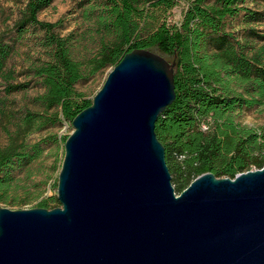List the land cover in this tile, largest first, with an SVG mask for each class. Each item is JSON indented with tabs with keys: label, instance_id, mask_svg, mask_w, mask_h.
Instances as JSON below:
<instances>
[{
	"label": "water",
	"instance_id": "water-1",
	"mask_svg": "<svg viewBox=\"0 0 264 264\" xmlns=\"http://www.w3.org/2000/svg\"><path fill=\"white\" fill-rule=\"evenodd\" d=\"M176 67L135 50L109 72L72 122L61 206L0 208V264H264V168L175 191L156 125Z\"/></svg>",
	"mask_w": 264,
	"mask_h": 264
},
{
	"label": "trees",
	"instance_id": "trees-1",
	"mask_svg": "<svg viewBox=\"0 0 264 264\" xmlns=\"http://www.w3.org/2000/svg\"><path fill=\"white\" fill-rule=\"evenodd\" d=\"M53 1L28 0L15 27L23 31L27 26H35L45 32L43 44L50 60L33 67L31 73L45 88L37 99L49 117L44 121L51 120L56 125L61 117L73 122L93 101L76 90V85L86 79L87 71L73 58L74 34L62 37L56 32L60 23L39 20V14ZM92 1V10L100 8L96 27L102 31V37L98 55L89 62V75L116 67L135 50L152 51L177 63L176 101L156 125L177 193L181 194L206 173L235 179L253 167L264 168V129L257 132L240 127L232 118L238 108L263 103L264 45L257 48L249 42L243 44L227 31V21L244 14L249 38L264 40V29L256 27L264 25V0H251L256 6L253 9L246 6L248 0H194L180 26L162 24L150 31L146 26L148 9L170 11L178 0ZM4 40L0 37V74L10 81L12 77L5 67L11 49ZM27 86L9 84L8 93L25 90ZM25 120L28 126L40 122L33 114L26 115ZM35 158L32 151L18 150L12 145L0 148V202L14 181L13 170ZM57 207V198H45L37 208Z\"/></svg>",
	"mask_w": 264,
	"mask_h": 264
},
{
	"label": "rangeland",
	"instance_id": "rangeland-1",
	"mask_svg": "<svg viewBox=\"0 0 264 264\" xmlns=\"http://www.w3.org/2000/svg\"><path fill=\"white\" fill-rule=\"evenodd\" d=\"M193 1L178 0L177 5L170 11L149 8L147 31L162 24L169 27L180 26ZM27 2L28 0H0V37H4V42L11 49L5 71L10 72L12 77L10 81H6L0 74V148L12 145L18 150L32 151L36 155L31 163L12 172L14 181L0 202V208L11 210L33 209L45 198L58 199V181L65 157V138L73 132L72 122L62 117L56 125L51 120L45 122L49 117L37 101L44 94L45 88L38 78H34L31 69L45 64L50 57L43 44L44 31L35 26H27L23 31L15 27L22 18ZM93 6L95 5L92 0H54L50 7L39 14L42 22L60 23L56 32L62 37L74 34L73 58L82 63L83 69L87 71L86 79L76 85V90L92 101L113 69L111 67L92 76L88 72L89 62L100 51L102 37V31L96 27V15L100 8L96 6L95 11L91 9ZM246 6L256 8L251 0H248ZM256 27L260 31L264 29V25L259 24ZM247 28L244 14L227 21V31L237 41L243 44L249 42L252 47L257 48L264 45L261 38H249ZM9 84L28 86L25 90L8 93ZM238 91L242 92L241 89ZM28 114H33L40 122L26 125L25 116ZM232 118L240 127L261 132L264 129V100L262 104L252 108H238ZM254 170L257 169L253 167L250 171ZM173 186L176 189L177 185L173 183Z\"/></svg>",
	"mask_w": 264,
	"mask_h": 264
},
{
	"label": "built area",
	"instance_id": "built-area-1",
	"mask_svg": "<svg viewBox=\"0 0 264 264\" xmlns=\"http://www.w3.org/2000/svg\"><path fill=\"white\" fill-rule=\"evenodd\" d=\"M203 128H204V130H207V129H208V127H207V126H203Z\"/></svg>",
	"mask_w": 264,
	"mask_h": 264
}]
</instances>
